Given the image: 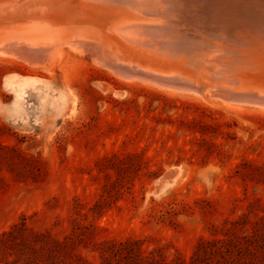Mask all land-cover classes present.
Instances as JSON below:
<instances>
[{
  "label": "rangeland",
  "instance_id": "1",
  "mask_svg": "<svg viewBox=\"0 0 264 264\" xmlns=\"http://www.w3.org/2000/svg\"><path fill=\"white\" fill-rule=\"evenodd\" d=\"M71 1L0 0V35L85 18L115 45L105 19ZM12 76L34 85L17 94ZM204 99L123 81L88 57L68 55L51 74L0 59V264H27L31 233L43 235L40 264H102L127 240L185 262L202 242L232 241L221 264H264V108ZM15 225L22 237L2 240ZM64 241L68 254L47 251Z\"/></svg>",
  "mask_w": 264,
  "mask_h": 264
},
{
  "label": "bare ground",
  "instance_id": "2",
  "mask_svg": "<svg viewBox=\"0 0 264 264\" xmlns=\"http://www.w3.org/2000/svg\"><path fill=\"white\" fill-rule=\"evenodd\" d=\"M71 2L76 14L82 13L80 7L101 15L103 34L109 30L115 45L94 23L82 21L85 18L66 19L63 25L40 21L0 35V59L51 74L68 55L88 57L94 66L129 83L264 108V86L259 82L264 74V0ZM119 45L138 55L165 57L173 67L143 63L120 51ZM12 79L17 94L34 85L33 77Z\"/></svg>",
  "mask_w": 264,
  "mask_h": 264
},
{
  "label": "trees",
  "instance_id": "3",
  "mask_svg": "<svg viewBox=\"0 0 264 264\" xmlns=\"http://www.w3.org/2000/svg\"><path fill=\"white\" fill-rule=\"evenodd\" d=\"M21 229L17 225L13 226L10 230L3 233L2 240L7 237H22ZM31 234L34 246L31 247L32 255L29 257L27 264H40V259H38L36 255L35 244H40V237L43 235L39 233ZM226 243L223 240L202 242L197 246L191 260L185 262L180 258L168 260L161 255L154 254L153 252L145 254L138 246L137 241L134 240L113 241L105 250H103L104 257L102 264H221L220 259L224 257L225 253L227 254L230 252L228 246L232 245V241ZM66 245L65 241L55 242L54 248H49L47 251H63L66 254Z\"/></svg>",
  "mask_w": 264,
  "mask_h": 264
},
{
  "label": "water",
  "instance_id": "4",
  "mask_svg": "<svg viewBox=\"0 0 264 264\" xmlns=\"http://www.w3.org/2000/svg\"><path fill=\"white\" fill-rule=\"evenodd\" d=\"M177 174H178V170L174 168L166 172L164 175H162L157 181L155 192L160 191L167 184L171 183Z\"/></svg>",
  "mask_w": 264,
  "mask_h": 264
}]
</instances>
